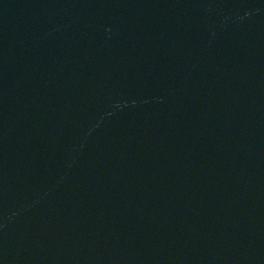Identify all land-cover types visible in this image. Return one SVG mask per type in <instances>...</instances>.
Masks as SVG:
<instances>
[{"label":"water","instance_id":"1","mask_svg":"<svg viewBox=\"0 0 264 264\" xmlns=\"http://www.w3.org/2000/svg\"><path fill=\"white\" fill-rule=\"evenodd\" d=\"M0 264H264V0H0Z\"/></svg>","mask_w":264,"mask_h":264}]
</instances>
